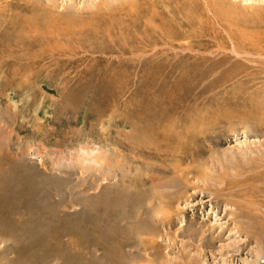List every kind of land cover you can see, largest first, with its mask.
<instances>
[{
    "label": "rangeland",
    "instance_id": "rangeland-1",
    "mask_svg": "<svg viewBox=\"0 0 264 264\" xmlns=\"http://www.w3.org/2000/svg\"><path fill=\"white\" fill-rule=\"evenodd\" d=\"M0 264H264V0H0Z\"/></svg>",
    "mask_w": 264,
    "mask_h": 264
},
{
    "label": "bare ground",
    "instance_id": "bare-ground-1",
    "mask_svg": "<svg viewBox=\"0 0 264 264\" xmlns=\"http://www.w3.org/2000/svg\"><path fill=\"white\" fill-rule=\"evenodd\" d=\"M223 6V5H222ZM225 8V7H224ZM221 10V9H220ZM234 11V10H233ZM220 15L222 14V15H224L225 13L222 11L221 13H219ZM226 14H227V12H226ZM230 14V13H229ZM234 14V13H233ZM234 18V17H233ZM237 20V19H236ZM239 22H240V20H239ZM155 132V133H154ZM151 135H153V136H156V137H161V138H166V136L167 135H165L162 131H159V130H157V129H154V130H152V131H150L149 132ZM166 134H167V132H166ZM167 138H169L170 139V141L172 142V141H175L176 140V137L175 136H168ZM165 144V143H164ZM157 147V146H156ZM162 147H166V145H163V144H161V146H159V147H157L156 149H157V155L158 156H161V155H163V154H165L166 153V151L167 150H161V148ZM158 148H159V150H160V152H158L159 150H158ZM187 158V157H186ZM167 219V218H166Z\"/></svg>",
    "mask_w": 264,
    "mask_h": 264
}]
</instances>
